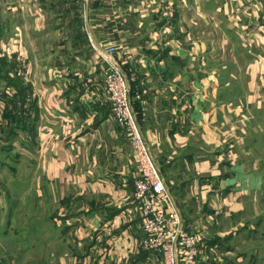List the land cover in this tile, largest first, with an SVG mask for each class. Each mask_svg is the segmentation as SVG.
Wrapping results in <instances>:
<instances>
[{"label": "crops", "instance_id": "obj_1", "mask_svg": "<svg viewBox=\"0 0 264 264\" xmlns=\"http://www.w3.org/2000/svg\"><path fill=\"white\" fill-rule=\"evenodd\" d=\"M263 15L264 0H0V136L14 141L0 140V238L40 203L48 264H161L138 244L136 155L104 88L98 52L114 45L173 205L205 236L200 259L234 248L232 264H253V249L264 264V57L241 39ZM22 155L35 174L17 179Z\"/></svg>", "mask_w": 264, "mask_h": 264}, {"label": "built area", "instance_id": "obj_2", "mask_svg": "<svg viewBox=\"0 0 264 264\" xmlns=\"http://www.w3.org/2000/svg\"><path fill=\"white\" fill-rule=\"evenodd\" d=\"M117 50L116 46L109 45L100 50L98 56L103 63L104 88L111 115L125 129L136 155L139 176L134 183V196L141 215V246L160 257L161 264H197L196 233L200 231H188L182 226L179 212L142 134L134 106L141 96L133 90V75L130 77L123 68L128 62L110 58Z\"/></svg>", "mask_w": 264, "mask_h": 264}, {"label": "rangeland", "instance_id": "obj_3", "mask_svg": "<svg viewBox=\"0 0 264 264\" xmlns=\"http://www.w3.org/2000/svg\"><path fill=\"white\" fill-rule=\"evenodd\" d=\"M258 11H256L255 14H257ZM264 16V15H263ZM253 27V26H251ZM227 32L225 30L224 35H226ZM248 38L253 39V42L256 43H260L261 46V41H264V25L260 26H256L254 28H250L247 29L245 31V33L242 34L241 39L243 41L244 40H248ZM261 40V41H260ZM235 41H237V38L235 39ZM260 46H256L257 49V53H259L261 56L264 57V51H262V49L260 48ZM241 47V48H240ZM238 50V54H239V59H238V63L239 66L242 68L247 64V59L244 56V47H242L241 45H238L235 47ZM258 61H263L264 60L262 58H257ZM8 63V62H7ZM9 64H5L4 66H8ZM130 75V77L132 76L131 73H128ZM7 76H8V71L2 70L0 67V79L3 78L5 80H7ZM24 79V78H23ZM25 82V81H23ZM10 85V84H9ZM26 93V88L23 84L22 87V94L24 95ZM264 94V93H262ZM13 105H10L8 107V110L12 109ZM14 107V106H13ZM28 107L26 106V108H24L23 106L16 108V110L20 112V116L24 117L25 115V110H27ZM264 113V112H263ZM12 123H15L14 128L16 130V134H20L22 132L18 131L21 127L20 125L16 126V124H21L23 126V119L19 118V119H13L11 120ZM115 121V120H114ZM116 122V121H115ZM13 130V128L7 129L8 134H11L9 132H11ZM13 135H10L9 137H6L4 135L0 136V140L1 139H7V140H2V145L4 146V148H9V144L13 145L14 141H10V137ZM17 141H23L19 138H17ZM1 144V142H0ZM4 158H8L9 153H5L4 154ZM35 167H36V162L34 160H30L29 162L28 160H26V157H24V155H22V159L18 165V177H16L17 179H23L24 177H26L27 175H30V173H32L33 175L35 174ZM8 179H11V176L9 173H7ZM6 174V175H7ZM4 177V176H3ZM2 177V178H3ZM12 180V179H11ZM15 190V188L13 189ZM134 194V192H133ZM135 199V196H134ZM136 201V199H135ZM137 203V201H136ZM138 205V204H137ZM22 205H20L21 207ZM51 206V205H50ZM27 206L23 208V213L26 211ZM138 210H139V206H138ZM140 213V211H139ZM180 215V214H179ZM3 217V215H2ZM19 217H21L19 215ZM141 218V215H140ZM181 218V217H180ZM3 222L5 223L4 219ZM49 221L46 222L44 214H43V210L41 209L40 203H34L33 204V208L31 213L29 214L27 219H17L14 220V225H16L15 229H18L17 234L14 235H10V238L4 239V238H0V264H48V258L50 257L49 254L52 252L56 251V241H55V237L51 238V239H47V236H44L43 233H45L46 231H48V233L50 235H54L53 232H56L55 230H53L50 227V222ZM182 223V220H181ZM187 224V223H186ZM183 225L182 226L184 229L188 230V231H195L194 228H190L187 227V225ZM27 228L28 230H25L24 228ZM215 228H211L209 229V236L211 237L213 230ZM141 231L143 234V230H142V226H141ZM198 236V243H197V249H198V253H197V264H205V261L203 260V258L200 259V251H201V246L203 241L205 240V236L203 235L202 232H198L196 233ZM141 240L142 238L139 240V245L141 246ZM235 239L232 240V243H235ZM229 242L231 244V238L229 239ZM31 246V248H28V246ZM33 250V251H31ZM236 249H231L230 252L228 250L225 251V253L223 254L222 252H218L216 249L212 248L211 251L207 254V260L208 263L211 262L212 264H232V257L233 255H235L237 252L235 251ZM260 249L258 248V251ZM31 251V252H30ZM245 252L246 258L248 259V261H250V263L253 264H257L258 261L257 260H253L254 257V251L253 249H248ZM47 256V257H46ZM235 260V257L234 259Z\"/></svg>", "mask_w": 264, "mask_h": 264}, {"label": "trees", "instance_id": "obj_4", "mask_svg": "<svg viewBox=\"0 0 264 264\" xmlns=\"http://www.w3.org/2000/svg\"><path fill=\"white\" fill-rule=\"evenodd\" d=\"M5 64H8V63H6V60H4L2 57H0V67H6V66H4ZM13 68V67H12ZM11 68V69H12ZM22 91V90H21ZM23 95V94H22ZM13 106H12V109L11 110H8V112H7V115L8 116H13V113H18L19 112V110H20V106H17L16 104H15V102H14V104H12ZM17 107H19V110L17 111L16 110V108Z\"/></svg>", "mask_w": 264, "mask_h": 264}]
</instances>
